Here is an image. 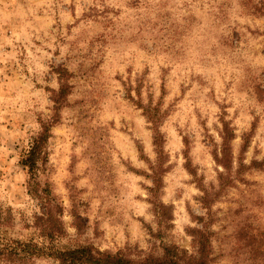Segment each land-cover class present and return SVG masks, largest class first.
I'll use <instances>...</instances> for the list:
<instances>
[{"label": "rangeland", "instance_id": "obj_1", "mask_svg": "<svg viewBox=\"0 0 264 264\" xmlns=\"http://www.w3.org/2000/svg\"><path fill=\"white\" fill-rule=\"evenodd\" d=\"M48 200L63 249L188 262L205 238L209 264H264V0H0L12 237L41 240Z\"/></svg>", "mask_w": 264, "mask_h": 264}, {"label": "trees", "instance_id": "obj_2", "mask_svg": "<svg viewBox=\"0 0 264 264\" xmlns=\"http://www.w3.org/2000/svg\"><path fill=\"white\" fill-rule=\"evenodd\" d=\"M67 93L68 87H62L56 94L55 103H57L58 108L61 99ZM145 112L151 115L148 108H145ZM149 119L155 121V114ZM56 121L55 119L53 123ZM43 127V131L34 139L30 149L21 159V164L28 170L31 178L34 179L36 170L38 169V163L45 154V145L51 136L50 125L45 124ZM159 133L156 130L155 144L157 146L162 144ZM33 187L35 193H37L35 190L36 183L33 184ZM46 191L48 192V189H45ZM53 205L48 200L43 214L35 217L36 221L34 226L40 228V241L34 239L23 241L12 237L10 229L13 227V215L11 211L0 209V264H33L35 259L45 257L53 258L59 264H209L206 251L208 241L205 238H199L197 240L200 244L198 249L199 255L188 262H181V257L175 253L176 247L167 248L165 254L160 257L147 256L138 260H133L120 254L102 252L91 245L77 248H60L57 242L63 235L64 230L61 220L53 215Z\"/></svg>", "mask_w": 264, "mask_h": 264}]
</instances>
